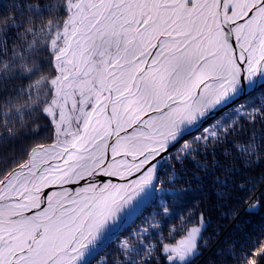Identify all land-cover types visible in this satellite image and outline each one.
Wrapping results in <instances>:
<instances>
[{"label":"snow or ice","instance_id":"1","mask_svg":"<svg viewBox=\"0 0 264 264\" xmlns=\"http://www.w3.org/2000/svg\"><path fill=\"white\" fill-rule=\"evenodd\" d=\"M7 7L0 264H93L153 204L159 212L119 240L113 264H192L208 246L206 183L220 200L243 199L250 217L264 208V172L242 178V169L264 162V0H12ZM24 9L32 14L18 21ZM22 26L9 56L5 34ZM17 77L30 82L11 86ZM37 114L47 121L43 131L26 120ZM17 124L34 137L19 151L7 144ZM189 160L201 170L189 187H165ZM189 191L201 200L180 219L196 222L165 242L157 217L170 214L166 197ZM237 227L243 242L233 240L227 253L235 264H261L264 217L254 236Z\"/></svg>","mask_w":264,"mask_h":264},{"label":"trees","instance_id":"2","mask_svg":"<svg viewBox=\"0 0 264 264\" xmlns=\"http://www.w3.org/2000/svg\"><path fill=\"white\" fill-rule=\"evenodd\" d=\"M12 2V0H0V17L8 14V5ZM21 3H37L40 0H18ZM13 11H15L13 9ZM27 9L23 10V15L20 12H16L17 20L25 19L27 16L31 15ZM47 19V17H45ZM37 24L40 23V20L35 21ZM11 23V21H9ZM24 28H10L5 34L7 37V44L9 49V56L11 55V48L13 43H20L21 41L16 37L15 33L23 32ZM31 39V37H28ZM23 49H21L22 51ZM6 58V57H5ZM37 62L39 61V57H37ZM46 72L47 69L45 68ZM39 75V74H38ZM36 77H32L35 79ZM30 81L24 79L22 77H17L16 79L10 81L11 86H27ZM254 95L256 93H253ZM4 117L0 115V121H3ZM28 124L30 127L35 124H39L41 126V130L43 131L44 126L47 124L46 119L37 114L36 117L28 118L26 117ZM13 125H9L12 127ZM18 137L15 139H11L7 141L9 147H15L16 151H19L22 146H26L30 144L34 137L30 135L27 130L22 129L19 125H16ZM3 129L0 128V132ZM228 147L232 150L233 153L236 152L234 148H232L231 142L228 144ZM219 155V153H218ZM223 159V157H221ZM210 160V157H209ZM237 165L241 162L239 159L235 161ZM201 171L196 166L193 165L192 161H187L186 168L179 171L180 179L176 182L175 185H165V187H173L176 190H179L182 187H189L186 184V180L192 177L193 173ZM244 172L245 178L247 175L259 176L261 172H264V162L257 165L256 168L251 172ZM195 181L193 180V186ZM205 195L202 199L201 210H203L208 217L207 226L203 229V238L208 241L207 247L201 248V255L197 256L195 260L192 261V264H235L231 255L227 253L228 245L233 240H238L239 242H243V235L238 229V225L243 228L244 233H250L251 235H256V232L252 230L253 225L258 224L262 217H264V208L257 210L254 217H250L249 213L245 211L244 200L239 198L228 199L224 198L223 200L218 199L215 196L214 190L211 185L206 183L204 186ZM243 195V194H240ZM169 202V207L171 209L170 214L167 216H158L157 219L160 220L161 228L163 235L168 237L165 242L175 243L184 235L185 231L188 227H191L192 224L196 222L195 217L192 218L191 224H182L181 215L185 212V210L192 206L193 202L196 200H201V195L199 192L189 191L184 196H175V197H166ZM159 212V208L156 204H153L151 207H147L143 214H140L136 217L130 219V221L124 226L122 231L119 234L118 239H114L108 243L107 247L104 251L100 252L93 260V264H98V261L101 257H107L108 264H113V258L119 255V250L117 248V244L119 240L129 237L130 234L138 229L140 226H146L145 217L149 216L153 211ZM233 211L239 214V218L237 220H233L232 213ZM245 221H248L245 224ZM175 228V231L169 237V229ZM151 237L156 238L158 233L155 230H151ZM264 239V238H262ZM203 243V240H201ZM239 248V243L237 244V249ZM218 249H224L223 255H217ZM261 264H264V260L261 261Z\"/></svg>","mask_w":264,"mask_h":264},{"label":"rangeland","instance_id":"3","mask_svg":"<svg viewBox=\"0 0 264 264\" xmlns=\"http://www.w3.org/2000/svg\"><path fill=\"white\" fill-rule=\"evenodd\" d=\"M130 219H131V218H130ZM130 219H129V221H130ZM129 221H128V222H129ZM124 226H125V225H124ZM124 226H123V228H124Z\"/></svg>","mask_w":264,"mask_h":264},{"label":"water","instance_id":"4","mask_svg":"<svg viewBox=\"0 0 264 264\" xmlns=\"http://www.w3.org/2000/svg\"><path fill=\"white\" fill-rule=\"evenodd\" d=\"M114 240V239H113Z\"/></svg>","mask_w":264,"mask_h":264}]
</instances>
